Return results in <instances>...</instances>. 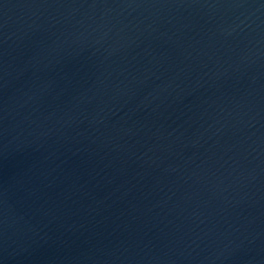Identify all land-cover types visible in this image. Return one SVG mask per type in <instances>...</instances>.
Here are the masks:
<instances>
[{"label": "water", "instance_id": "95a60500", "mask_svg": "<svg viewBox=\"0 0 264 264\" xmlns=\"http://www.w3.org/2000/svg\"><path fill=\"white\" fill-rule=\"evenodd\" d=\"M0 264H264V0H0Z\"/></svg>", "mask_w": 264, "mask_h": 264}]
</instances>
